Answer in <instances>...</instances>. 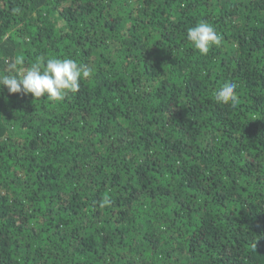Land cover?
Wrapping results in <instances>:
<instances>
[{"label": "trees", "instance_id": "1", "mask_svg": "<svg viewBox=\"0 0 264 264\" xmlns=\"http://www.w3.org/2000/svg\"><path fill=\"white\" fill-rule=\"evenodd\" d=\"M21 55L92 72L0 86V264H264V0H0V74Z\"/></svg>", "mask_w": 264, "mask_h": 264}, {"label": "clouds", "instance_id": "2", "mask_svg": "<svg viewBox=\"0 0 264 264\" xmlns=\"http://www.w3.org/2000/svg\"><path fill=\"white\" fill-rule=\"evenodd\" d=\"M187 39L201 55H207L213 46H220L222 37L213 26L206 22L188 29ZM24 57L16 56L9 65L15 75L0 74V86H6L9 93L32 94L36 98L48 97L53 101H63L68 92L80 90V81L91 75L92 69L73 59L38 57L31 67L24 70ZM237 85L223 84L214 94L217 103L235 107L238 102Z\"/></svg>", "mask_w": 264, "mask_h": 264}]
</instances>
